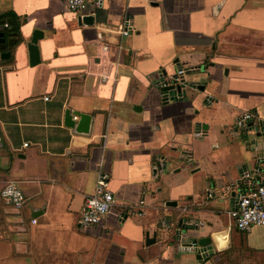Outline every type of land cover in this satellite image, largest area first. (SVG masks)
<instances>
[{
  "label": "crops",
  "instance_id": "obj_1",
  "mask_svg": "<svg viewBox=\"0 0 264 264\" xmlns=\"http://www.w3.org/2000/svg\"><path fill=\"white\" fill-rule=\"evenodd\" d=\"M65 1L0 0L13 29L0 43V190L25 197L18 212L0 198V264H264V228L229 217L264 185V0H87L82 14ZM66 111L91 116L88 132ZM243 112L255 118L239 128ZM102 172L115 205L81 229Z\"/></svg>",
  "mask_w": 264,
  "mask_h": 264
},
{
  "label": "built area",
  "instance_id": "obj_2",
  "mask_svg": "<svg viewBox=\"0 0 264 264\" xmlns=\"http://www.w3.org/2000/svg\"><path fill=\"white\" fill-rule=\"evenodd\" d=\"M66 8L76 14H82L87 7V0H66ZM0 34L6 36L9 31V24L4 21L0 23ZM123 35L128 34V28L122 29ZM184 69H179L175 78L176 83L183 82ZM163 89L170 87V83H163ZM255 118L254 113L243 112L237 120V127L245 128ZM76 120V118H73ZM245 177H249L245 174ZM109 175L102 172L96 179L95 191L93 194L86 196L77 225L81 229L90 226H97L111 213L115 205V198L110 192ZM0 198L7 205L17 212L22 209L25 204V197L22 191L14 184H6L0 190ZM229 217L233 221L234 226L241 232H248L253 227L264 228V185L255 184L247 190L238 193L235 198L234 206L229 211ZM35 224V220H31Z\"/></svg>",
  "mask_w": 264,
  "mask_h": 264
},
{
  "label": "water",
  "instance_id": "obj_3",
  "mask_svg": "<svg viewBox=\"0 0 264 264\" xmlns=\"http://www.w3.org/2000/svg\"><path fill=\"white\" fill-rule=\"evenodd\" d=\"M79 24H92L93 22V17L92 16H83V17H79L77 19ZM9 24L11 23L10 20L7 21ZM13 29H10L9 31H11ZM8 36H12V34H8ZM4 34H0V43L4 44ZM43 38V32L39 29H35L33 30L30 40L27 43V51H28V60H29V65L31 67L36 66L37 64H39L40 60H39V52H38V47H37V42ZM14 42L13 39H11L8 44L11 45ZM173 86L167 88L168 90H172ZM176 91L178 92L180 90V87L177 86L176 87ZM163 91H165V89H163ZM79 117V122L77 123V125L75 124L74 120H72V116L71 114H69L68 111L65 112L64 115V119H65V125L67 127H74L76 126V131L80 132V133H87L88 132V127H89V122L91 120V116L86 115V114H81L79 113L78 115ZM168 206H176L175 202H168L167 203ZM153 239H149L148 234L145 237V242L146 244H149V242H153ZM211 240L210 238H199V239H194L192 241V244L194 245V247H197L201 250H203L204 252H208L211 253V247L209 246Z\"/></svg>",
  "mask_w": 264,
  "mask_h": 264
},
{
  "label": "trees",
  "instance_id": "obj_4",
  "mask_svg": "<svg viewBox=\"0 0 264 264\" xmlns=\"http://www.w3.org/2000/svg\"><path fill=\"white\" fill-rule=\"evenodd\" d=\"M6 18H7V16H5V15L0 16V20L6 19Z\"/></svg>",
  "mask_w": 264,
  "mask_h": 264
},
{
  "label": "rangeland",
  "instance_id": "obj_5",
  "mask_svg": "<svg viewBox=\"0 0 264 264\" xmlns=\"http://www.w3.org/2000/svg\"><path fill=\"white\" fill-rule=\"evenodd\" d=\"M178 176H181V174H179ZM165 192H167L166 190H165ZM165 195V194H164ZM167 196V195H166Z\"/></svg>",
  "mask_w": 264,
  "mask_h": 264
}]
</instances>
